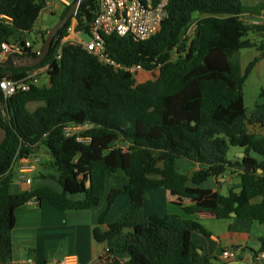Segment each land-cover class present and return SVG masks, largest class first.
Instances as JSON below:
<instances>
[{"label":"trees","instance_id":"trees-1","mask_svg":"<svg viewBox=\"0 0 264 264\" xmlns=\"http://www.w3.org/2000/svg\"><path fill=\"white\" fill-rule=\"evenodd\" d=\"M46 2L0 0V62L11 65V58L2 60L1 45L18 33L32 32ZM96 9V0L82 4L41 64L0 67V81L22 79L45 68L49 78L48 84L8 100L0 91V128L7 132L0 146V264H14L12 233L19 208L32 201H48L62 211L94 209L105 199L109 176L129 181L126 187L111 190L94 231L96 241L106 243L117 259L115 264H211L193 240L197 231L208 235L197 221L147 214L144 198L150 190L165 188L197 199L199 194L187 190L189 182L201 186L235 166L240 170L248 166L255 170H243L240 192L218 193L214 208L184 211L209 212L217 219H231L236 213L240 219L264 226V137L250 130L264 129V91L263 103L249 116L244 87L259 58L245 71L239 58L244 49H256L264 57L260 18L264 4L249 8L242 0H169L168 18L151 39L104 37L106 50L117 63L141 66L147 72L159 69V94L139 93L134 74L101 64L82 44L62 43L74 18L76 31L90 37ZM195 15L200 16L198 21ZM194 22L193 35L184 38ZM250 34L258 35L260 42L251 40ZM19 42L25 45L26 41ZM32 50L23 57H38ZM59 50L61 58L57 59ZM32 103L42 105L31 112ZM69 127L83 130L68 135ZM37 147L49 152L51 168L58 172L50 177L63 191L40 187L12 194L9 171L16 154L29 155ZM231 147L246 152L242 163L228 161ZM249 153L260 160L250 158ZM181 159L200 168L191 175L181 173L177 168ZM76 195L84 198H70ZM123 195L129 197V206L103 231L100 226ZM258 198L261 202L254 203ZM260 243L259 254L264 253V238ZM126 258L130 260L125 262Z\"/></svg>","mask_w":264,"mask_h":264},{"label":"crops","instance_id":"crops-1","mask_svg":"<svg viewBox=\"0 0 264 264\" xmlns=\"http://www.w3.org/2000/svg\"><path fill=\"white\" fill-rule=\"evenodd\" d=\"M259 4L264 3L259 2L253 6L246 7L253 8ZM199 18H197V21ZM260 18L261 21H264L263 16ZM256 58H259V61L250 75L262 70V66L264 65V57L261 53ZM261 83L258 87L257 101L254 100L252 95H248L246 100L245 91L246 89L247 91L250 89L245 84V107L248 103L254 105L251 113L247 111L249 116L258 105L263 103L261 94L264 88ZM252 88L254 89V87ZM253 131L264 137V129L256 126ZM39 154L48 155L44 153ZM238 157L239 159L234 160L232 163H242L243 158L246 157V152L240 149ZM249 157L260 160V157L253 153H249ZM39 168L36 174H39L42 182L51 178L50 174L47 173L48 169L51 168V157L45 163L42 160ZM177 168L181 173L191 175L193 171L198 170L200 167L185 159H181L177 162ZM241 173H243V170L235 166L224 176L218 178L211 177L201 186H195L189 182L187 190L192 194H199L200 196L197 199L179 196L165 188L150 190L144 198L143 210L147 214H156L160 217L178 215L185 220L197 221L208 232V235L197 231L193 234V240L199 244L202 256L208 258L211 264H228L237 260L247 264H256L254 257L256 254L259 255L261 249L260 240L264 238V226L259 222L243 220L238 217L217 219L209 212L187 214L184 211L193 207L214 208L218 193L227 196L231 190L240 192L242 188ZM111 177L114 176L107 177L105 199L94 209L62 211L50 205L48 201H43L41 204H38L37 201H32L19 208L16 212V223L12 233L14 264H57L69 255L76 256L81 264H115L117 259L109 252L107 244L97 242L94 236L95 229L99 227L98 221L107 209V199L111 190L122 189L129 183L127 179H123V184L119 188H109V184L112 183ZM51 179L53 180V178ZM40 187L51 188L46 186V183H36L35 179L33 186L27 188L18 180L17 175H13L10 191L12 194H19ZM51 189L59 193L63 191L62 187L60 191L54 188ZM76 196L79 199L72 198L73 196H70V198L73 200L84 198L82 195L80 197ZM124 196L118 197L113 204L105 220V224L100 226L103 231H107L109 224L118 218L129 206L130 199L128 196ZM261 200V198L255 199L254 203H260ZM119 201H123V203L118 206ZM220 249L235 252L236 258L225 261L222 257L223 254L217 257ZM260 264H264V260Z\"/></svg>","mask_w":264,"mask_h":264},{"label":"built area","instance_id":"built-area-1","mask_svg":"<svg viewBox=\"0 0 264 264\" xmlns=\"http://www.w3.org/2000/svg\"><path fill=\"white\" fill-rule=\"evenodd\" d=\"M79 0H47L43 12L48 11L53 6L60 4L66 8L71 7ZM95 18L90 26V37L88 42L81 40L72 42L71 35H82L81 31H76L77 20L74 18L71 27L68 29L69 35L63 39L62 43L71 42L74 44H82L85 50L94 56L101 64L112 68L115 71H125L137 74L143 71L141 66L126 67L113 60L105 47L104 37L118 35L120 37L130 36L136 41H146L157 35L165 20L168 18L167 7L169 0H161L154 3L153 0H96ZM51 12V11H50ZM77 13L74 15L76 17ZM76 36V35H75ZM72 40V41H71ZM43 45L35 47L31 41H26L25 45L21 43H4L1 45V57L5 58L6 53L15 56H23L28 49L38 56L42 52ZM60 50L57 59H60ZM47 68L39 71H32L24 78L18 80L3 79L0 81V91L6 100L14 95L22 92H29L34 87L43 86L40 82L41 75L46 73ZM82 127H69L68 135H74L82 131ZM81 141V139H79ZM41 157L39 153H31L21 156L16 154L9 173L17 175L25 187L31 188L34 183V175L39 171L41 165ZM225 261L236 258V253L232 251H224L222 255ZM264 260V253L259 254L255 258V263L260 264ZM57 264H81L76 256H66Z\"/></svg>","mask_w":264,"mask_h":264},{"label":"rangeland","instance_id":"rangeland-1","mask_svg":"<svg viewBox=\"0 0 264 264\" xmlns=\"http://www.w3.org/2000/svg\"><path fill=\"white\" fill-rule=\"evenodd\" d=\"M259 2L264 3V0H242L243 5L245 6H253ZM64 11H65V7L60 4H57L53 6L51 9H49L48 11L41 13L40 18L38 22L36 23L35 28L33 29L32 32L18 33L10 39V43H20L19 40L23 39L24 41H28V40L31 41V43H33L35 47H39L40 44L42 46L48 34L50 33V31L60 21V16L62 15ZM195 16H196V19L200 17L199 15H195ZM195 27H196V24L194 22L186 30L184 38L191 37L194 33ZM249 38L258 43L260 42V37L258 35L250 34ZM71 39L75 40V41L71 40L72 42H77L81 40L86 43L89 41V37L86 34H82L79 38L78 35L74 33ZM259 55H260V52H258L256 49L241 50L239 53V58H240L243 70L245 71L249 63L252 62ZM134 77H135L134 88L139 93L141 94H159L160 93L161 83L159 79V69H155L151 72H147L143 70L135 74ZM263 80H264V65L262 66V70H259L258 72L253 73L252 75L249 76L247 83H246V87H248L250 90L247 91L246 89L245 91L246 100H247L248 95H252L255 101L258 100V95H257L258 87L260 86V83L262 82L263 84L261 83V85H263V88H264ZM40 82L42 85L48 84L49 78L46 73H43L41 75ZM252 87H254V89ZM41 105H42L41 103H32L29 105V110L32 112ZM246 107H247L248 113H251V111L254 108V105H250L248 103ZM254 129L255 128L250 127L251 131H253ZM239 153H240L239 148L231 147L227 155L228 161L233 162L234 160H238ZM40 157L43 160V163L47 162V160L50 159L49 155H40ZM47 173L50 174L51 176L53 175L58 176V172L53 168L48 169ZM34 179H35V182L38 184L46 183V186H49L59 191L61 190L59 183L54 179L52 180L51 178H48L45 182H42V179L39 177V174H35ZM111 181L112 183L110 182L111 184H109V188H119L120 186H122L124 180L122 178L111 177ZM78 196L80 197V195ZM124 197H127V196H124ZM72 198H77V196H73ZM121 203H123V201H119L118 206Z\"/></svg>","mask_w":264,"mask_h":264},{"label":"water","instance_id":"water-1","mask_svg":"<svg viewBox=\"0 0 264 264\" xmlns=\"http://www.w3.org/2000/svg\"><path fill=\"white\" fill-rule=\"evenodd\" d=\"M87 1H90V0H79L78 2L74 3L70 7L66 16L64 18L60 19L58 24L48 34V36H47V38L43 44L42 52L38 57H36V58L33 56L23 57V56H15V55H11L10 53H6L5 58L6 59L11 58V65H14L15 67H36L37 65L41 64L47 58L52 46L54 45L55 39L57 38L60 31L74 17V15L77 13V11L81 7V5ZM11 65H9V66H11ZM9 66L5 65L3 62H0V67H2V68H6ZM6 135H7L6 130H4L3 128H0V146L4 143V141L6 139ZM35 152L36 153H44V154L49 153L44 148H40V147H37L35 149ZM243 170L244 171H254L255 169L248 167V166H245L243 168ZM258 173H260V174L263 173V170L259 169ZM237 206H238V204H236V207ZM231 217H237V214L232 213ZM199 253L201 254V251H199ZM223 253H224V251L222 249H220L218 251L217 257H220V255H222ZM129 260H130V258H126L125 262H128ZM228 264H247V263L237 260V261L229 262Z\"/></svg>","mask_w":264,"mask_h":264}]
</instances>
